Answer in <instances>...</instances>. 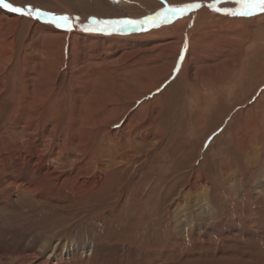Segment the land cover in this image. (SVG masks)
I'll list each match as a JSON object with an SVG mask.
<instances>
[{
    "label": "rangeland",
    "instance_id": "1",
    "mask_svg": "<svg viewBox=\"0 0 264 264\" xmlns=\"http://www.w3.org/2000/svg\"><path fill=\"white\" fill-rule=\"evenodd\" d=\"M7 2L17 7L30 5L33 9L56 16L67 15L73 18L72 23L81 25H88L90 18L102 21L130 19L141 23L146 20V24H140L137 31L132 25L116 26L117 32L108 34L116 37L117 41L126 39L125 43L129 42L132 48L125 52L129 55L126 56L128 59L124 60L119 54L109 58L108 61L116 62V65L111 66L108 62L109 66L104 68L106 74L89 88L91 93L85 97V101L90 103L89 110L94 108L93 112L97 113L96 106L100 107L106 97L109 103L112 98L118 99L117 103L110 106L113 107V112L109 119L112 118L107 121L106 127L101 129H110L112 135H117L118 127L128 116L132 117L133 128L144 122V118H153L154 126H151L150 129L153 130L150 132L158 131L161 134V142L147 133L146 143L140 141L138 151L142 153L152 149L151 146L155 144L157 147L161 144L160 148L149 154L148 162L145 163L148 168L146 173L143 169L145 160L141 156L132 165L134 168L112 167L106 176H98L89 170L85 179L89 184L95 180L93 185L85 184L84 189L75 195L72 189L65 188L73 197V202L53 198L56 203L51 207L44 206L45 201H42V205H34L24 214L12 212L13 214L4 215L9 224L0 219L2 227L13 229L15 226L25 233L41 231L47 236L53 231L49 235L56 234L64 238L69 236L79 243L92 242L100 245V248L103 246L107 256L113 254L115 248L123 252L125 246L134 250L137 256L141 254V259L145 254L176 252L174 250L179 248L177 240H186L190 233H194L197 244L203 245L207 237L214 240L221 236L230 242L233 236L234 241L231 242L239 243V246L241 244L242 248L258 247V251L264 253V244H261L264 243V14L231 16L209 7L220 2L221 4H216L217 7L222 5L223 10L229 5L228 9L235 11L240 7L237 0ZM188 4H199L200 8H205L213 15L210 26L202 28V31L207 33L205 37L210 38L212 44L218 40L219 32L225 34L232 42L230 41V48L224 50V53L212 51L210 46L206 45L198 52L188 55L187 76V70L183 69L185 64L180 61L184 50H177L183 44L179 39H168L176 36L175 24L186 19L188 14L175 17L173 15L171 20H168L171 13L158 16L155 21L158 26H154V22L148 21L147 18L165 12L166 8ZM196 9L198 8L187 11L189 13ZM0 10L6 13V9ZM18 17L20 22L12 35L13 29L10 28L11 22L8 20L10 18L5 17L3 20L0 16V52L4 48L7 50L4 54L0 53V59L3 57L5 60L0 61V64H3L0 65V78L3 71L7 78V84L0 83V140L9 137L3 127L15 103H18L17 97L25 96L21 91L22 76L26 75V69L31 68L22 66L20 54L28 31L36 19L22 15ZM41 19L49 20V17ZM50 24L62 31L60 36H66L69 31ZM219 26L221 31L218 30ZM157 36L169 38L164 41H149L150 37ZM44 37H37V42L41 43L40 47L47 45ZM9 39L14 40L13 48L5 47L11 41ZM148 41L149 44H145ZM79 44V40L73 42L71 50H77ZM176 53L177 60L180 61L178 63L173 61ZM225 53L229 55L226 56ZM235 60L238 62L232 76L235 78L233 87L228 89L214 82V79L219 78V75L228 69L222 62L228 61L230 66ZM66 76V71L60 72L57 82L59 89L63 88ZM215 87H220V90ZM75 88L76 86H71V90ZM54 94L53 91L49 94L45 103L47 113L41 115L44 117L43 121H46L44 127H48L47 122L54 119L55 129H58L61 127L59 121L66 120L61 129L71 131L74 120L70 114L74 103L67 105L70 111L67 118L59 119L58 104L65 95ZM95 99H98L100 104L95 105ZM10 119L15 124L20 117L11 116ZM81 127L84 134L85 125ZM89 140L93 145L98 143L93 135ZM167 154L168 161L165 158ZM202 178L208 181L207 187L200 184L201 186H196L188 196L187 190L194 179ZM72 185L77 186V181ZM181 195L183 204H180V210H175L173 204L178 203ZM21 203L23 204L22 201ZM192 212L199 216L196 222ZM188 221L195 223L193 229L188 228ZM45 230L48 231L47 234ZM173 232L176 233L175 238L171 236ZM223 232L225 235L221 234ZM230 257L223 255L220 260L205 256L187 257L180 262L161 257L159 261L160 264H249L252 260L247 257L242 260ZM238 259L241 261L238 262Z\"/></svg>",
    "mask_w": 264,
    "mask_h": 264
},
{
    "label": "bare ground",
    "instance_id": "2",
    "mask_svg": "<svg viewBox=\"0 0 264 264\" xmlns=\"http://www.w3.org/2000/svg\"><path fill=\"white\" fill-rule=\"evenodd\" d=\"M221 7L218 8L222 9ZM228 7L229 5L225 9H228ZM5 11L6 13H2L0 10V16L2 18L4 16L10 18L8 20L11 22L10 28L13 29V35L20 22L19 14L10 12L7 9ZM184 12L174 15L175 17L188 14L186 19L184 18L175 24V37H168L169 39L167 36L166 39H164V36L150 37L149 41L179 39L183 45L177 50H184L180 61L185 64V66L183 65V69L186 71V66L189 63L188 60L186 61L188 55L198 52L206 45H209L212 51L215 50L221 53L230 48L232 41L227 39L226 35L221 32L219 33L222 36L219 35L218 40L213 44L210 38L205 37L207 33L203 32L202 28L210 26V20L213 17L210 11L199 7L196 10H191L189 13L187 9ZM5 17L3 20H5ZM170 18L173 19V15H169L168 20H171ZM143 23L146 24V20ZM143 23L140 22L133 26V29L137 31L140 28L138 26ZM83 26L85 25L73 23L72 30L68 31L66 36H60L62 31L53 27L49 20L36 19L22 45L20 54L21 64L24 68L27 66L31 67L26 69V75L22 76L21 91L24 92L25 96L24 98L17 97L18 103H15L16 105L8 115L7 122L3 127V131H7L9 137L5 136L4 140L3 138L0 140V219H3L5 223L9 221L5 220L4 215L13 214L12 212L24 214L25 212H29L34 205L41 204L42 201H45L43 203L44 206L51 207L56 203H54L53 198L58 201L73 202V199H71L73 197L69 195L65 188L72 189L75 195L79 190L84 189L85 184L93 185L95 183L94 178L91 184L87 183L88 180L85 179L89 170L98 176H106V173L110 172L112 167L116 169L124 167L125 169L136 163L138 157L141 156L145 160L143 162L145 168L143 169L146 173L148 171L146 161L148 162L149 154L160 148L161 143H159L158 147L155 144V146H151L152 149L142 153L138 151L139 142H145L147 140L145 136L148 134L155 136V139L161 142V134L158 131L150 132L153 130L150 129L151 126H154L152 125L154 124V119L151 117L144 118V122L135 128L132 127L131 116H128L126 119L124 118V122L118 127L117 135H112V131L108 128L101 130L103 126L106 127L107 121L112 118L109 119V116L113 112V107L111 108L110 106L113 103H117L118 99L112 98V102L109 103L107 101L108 97H106V100L101 102L100 107L97 105L100 104V101L95 99V105L98 108L96 110L97 113H95L93 112L94 108L89 110L90 103L89 101H85V97H88L91 93L89 88L106 74L104 68H107L109 63L111 66L116 63L109 62V58L119 54L125 60L129 56L125 52L131 49L132 46H130L129 42L125 43L126 39L117 41L116 37L108 35L117 32V30L114 31L110 28L108 31H84ZM95 27L99 28L100 26ZM220 27L218 28L219 31H221ZM73 32L74 35H72ZM41 35H44L47 41V45L43 47H40L41 43L37 42V37ZM77 40H79L80 44L77 47L78 49L73 51L70 46L73 42H77ZM149 41L145 44H149ZM63 44L66 46L65 49ZM7 45L5 47L13 48L14 40L9 41ZM6 51L4 48L0 53L4 54ZM177 53L173 57L174 63L180 62L177 60ZM247 53L246 51V55ZM225 54L226 56L229 55V53ZM3 60L2 57L0 61L4 62L5 60ZM227 62L223 61L222 64L226 69L228 67V69L225 73H221L219 78L214 79V82L230 89L234 85L235 78L232 76L235 74V66H237L238 61H233L230 66ZM61 71H66L67 76L63 88L59 89L57 82L59 81ZM4 72H2L3 75L1 74V84H7L6 73ZM188 74L189 71L187 70L186 75L188 76ZM72 85L76 86L73 90H71ZM78 85L80 88H78ZM216 86L218 85L216 84ZM215 88L218 91L220 90V87ZM52 91L55 93V96H59V94L65 95L61 103L58 104L60 108V111H58L59 119L67 118V114L70 112L67 105L70 102L74 103L72 113L70 114L74 120L71 131L61 129L66 120L59 121L61 127L58 126V129H55L54 119H50L47 122L48 127H44L46 121H43L44 117L42 118L41 115L42 113H47L45 111V103ZM20 101H22L21 104ZM1 113L2 109L0 108V118L2 116ZM17 115L20 119L13 124L10 117ZM44 116L47 117L46 114ZM84 125L83 134L81 126ZM92 135L95 136V140L98 142L96 145L89 143V138ZM114 136L118 138L115 139ZM165 158L167 160L168 154L165 155ZM164 164H166V161ZM75 180L77 181V186L73 187L72 183ZM200 184L207 187L208 181L205 178L200 180L194 179L187 190L188 196ZM181 197L183 195L177 200L178 203L175 202V205L173 204L175 210H180V204H183ZM191 214L196 222L199 216L193 212ZM100 220L98 219V221ZM194 224L188 221L187 226L193 229ZM51 232L48 233V236L44 235L43 232L41 233V231L25 233L21 228H16L15 226L13 229L2 227L0 220V264H160L159 260L161 257H167L173 262H180L187 257L198 258L202 256L214 257L215 260H220V257L223 255H230V258H241V260L243 257H247L250 260L252 259L249 264H264V253L258 251V247L250 249L244 246L242 248L241 244L239 246V243L231 242L234 240L230 234V242H227L229 239L226 240L223 236L219 239L216 236L217 238L215 237L216 239L214 240L207 237L205 243L201 245L195 243L197 241L194 237L195 235L194 233H190L191 235L189 234L186 240H177L176 244L179 248L174 250L176 252L168 251L158 255L145 254L143 259H141V254L137 256L134 250L126 248V246L123 247V252L115 248L113 254L107 256L104 248L102 249L103 246L100 248V245L92 242L79 243L69 236L64 238L56 234L49 235ZM221 234H224V232ZM64 235L62 234V236ZM171 236L175 238L176 233L173 232ZM127 245L130 247L129 243ZM239 259L238 262L241 261ZM228 260L231 259L228 258Z\"/></svg>",
    "mask_w": 264,
    "mask_h": 264
},
{
    "label": "snow or ice",
    "instance_id": "3",
    "mask_svg": "<svg viewBox=\"0 0 264 264\" xmlns=\"http://www.w3.org/2000/svg\"><path fill=\"white\" fill-rule=\"evenodd\" d=\"M240 7L237 8L235 11L230 9H220L216 6V4L209 5L216 12L223 11L226 15L231 16H250L252 14L261 13L264 14V0H237ZM199 4H188L181 7H170L166 8L165 12L154 14L153 16L148 17L149 21L154 22L158 16H165L166 13H171L172 15H176L177 13H183L186 9H194L199 8ZM0 8L8 9L13 13H17L22 16H27L30 18L41 19L45 17H49V22L56 25L57 27L67 29L69 31L72 30L73 18L67 15L56 16L55 14L45 13L39 9H33L30 5L25 7H17L8 3L7 0H0ZM78 19V18H75ZM139 21L133 20H97L96 18H90V23L88 25L83 26L84 31H108L110 28L112 30H117L116 26H135L139 24ZM95 26H100L99 28Z\"/></svg>",
    "mask_w": 264,
    "mask_h": 264
}]
</instances>
